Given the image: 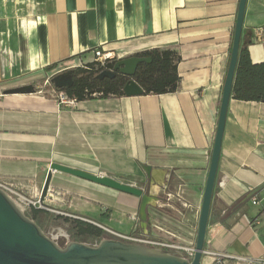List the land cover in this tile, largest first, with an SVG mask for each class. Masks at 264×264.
Returning a JSON list of instances; mask_svg holds the SVG:
<instances>
[{"label": "crops", "instance_id": "0c3cea01", "mask_svg": "<svg viewBox=\"0 0 264 264\" xmlns=\"http://www.w3.org/2000/svg\"><path fill=\"white\" fill-rule=\"evenodd\" d=\"M237 6L238 0H0V181L31 194L57 163L140 189L142 183L155 197L145 231L136 197L58 172L49 187L73 216L194 248ZM246 43L250 62L264 63V0L246 1ZM97 48L119 58L173 50L177 89L84 100L66 95L75 100L71 106L42 92L37 81L47 66L56 65L47 80L87 69ZM57 180L114 202L87 198ZM263 183L264 103L236 100L231 92L200 264H213V254L264 257V189L240 204Z\"/></svg>", "mask_w": 264, "mask_h": 264}, {"label": "water", "instance_id": "95a60500", "mask_svg": "<svg viewBox=\"0 0 264 264\" xmlns=\"http://www.w3.org/2000/svg\"><path fill=\"white\" fill-rule=\"evenodd\" d=\"M246 1L238 0L231 52L220 97L216 130L210 152L209 170L202 196L192 258L188 259L183 254L170 250L126 244L112 239L101 241L97 247H89L79 242H70L65 247L60 248L44 235L38 226L28 219L0 190V264H200L204 254L203 247L209 209L228 104L231 98L233 79L241 46ZM150 62L151 59L146 57L129 56L121 58L114 63L112 68L101 70L96 75V78L103 80L122 76L126 79L122 89L124 95L126 97L141 96L143 91L133 78L139 65L149 64ZM49 81L56 90H69L74 84L72 70H65L56 74ZM145 170L146 172H151L149 167H146ZM56 172L138 198L140 200L139 217L141 228L144 231L146 230V209L155 200V197L150 192L146 194L143 189L125 184L106 175H95L53 163L50 165L45 177L41 200L47 193L52 173ZM263 189L264 183L251 190L240 204L247 202ZM85 222L95 225L89 221Z\"/></svg>", "mask_w": 264, "mask_h": 264}, {"label": "trees", "instance_id": "16d2710c", "mask_svg": "<svg viewBox=\"0 0 264 264\" xmlns=\"http://www.w3.org/2000/svg\"><path fill=\"white\" fill-rule=\"evenodd\" d=\"M247 43L240 46L237 66L234 74L232 95L236 100L256 101L264 103V63L252 64L249 60ZM140 55L150 58L149 64L139 65L133 78L136 84L142 89V95H159L172 93L177 89L180 78L176 72L177 54L169 48H155ZM111 65H108V68ZM56 65L47 66L45 73L54 71ZM102 68L92 63L87 69H79L74 72V84L69 90H61L68 97H74L77 100L91 98L93 94H100L105 98L108 95L125 96L122 89L126 82L122 76L115 79L96 78ZM54 89V88H53ZM55 91H60L56 90ZM37 214L36 210L33 211ZM66 221H69L66 219ZM79 234L103 233L99 228L80 221L74 220Z\"/></svg>", "mask_w": 264, "mask_h": 264}, {"label": "rangeland", "instance_id": "374dc122", "mask_svg": "<svg viewBox=\"0 0 264 264\" xmlns=\"http://www.w3.org/2000/svg\"><path fill=\"white\" fill-rule=\"evenodd\" d=\"M116 55H115V57H117ZM47 75L45 73H43L42 79L40 81H37V83L39 82L40 86L42 87L41 88L42 92H45L46 95H48V96L52 95L55 98V91H54L53 86L51 85L50 81L46 79ZM59 176H62L63 178H67L70 180H74L71 177H68L66 175H59ZM45 177H46V175L42 178V180L39 184V187L35 192H33L31 194L30 193L29 194L23 193L25 195V197L27 199H29V201L32 204H34V206L27 207L23 214L28 219L32 220L38 226V228L41 230V232H43L44 235H47L50 237L51 236L56 237L58 235H65V236L69 237V240L71 242H79V243H90L95 239H99V238L107 235L106 232L104 230L100 229L99 227H97V228H99L103 232L101 234H94V233L79 234V229L76 227V224L73 221L74 220H80L83 222H85V221L82 220L77 215L75 216L76 218H71V217L66 216V215H72L73 213H71L67 210L66 205H62V203L54 201V198L56 197V194H55V191H57L56 189L49 187L45 197L43 198V200H41L42 188H43V184L45 181ZM3 182H8V181H3ZM78 182H81V181H78ZM54 184H56V185L62 184L64 187H66L68 189H70L71 187H74V190H76L82 196H85L87 198H93V199L96 198L97 199L98 197H101L102 200H105L108 203L112 204L114 202L113 198H111L107 195H105V196L100 195L99 196V194H97L94 191H92L91 189H88L85 187L73 186L70 183L67 184V183H65V181H60V180L55 181ZM82 184H86V183H82ZM137 184L140 185L141 187H143L142 189L145 191L146 194L148 193L146 185L139 183V182H137ZM89 186H93V185H89ZM66 198H67V196H66ZM79 200H83V199L80 198ZM122 202L124 205L129 206L132 204V199H130L129 197H123ZM34 210H36L37 214L33 213ZM100 212L102 214L103 211H100ZM106 212H108V210ZM82 215L89 217V218H92V219H95V220H98L100 218L99 213L98 214L84 213ZM126 217L128 218L129 216L127 215ZM66 219H68L69 221H66ZM93 226H95V225H93ZM110 226H111V224H110ZM111 227H113V226H111ZM113 228L117 229L119 231H122L123 232L122 234H129L130 230H131L128 228V226L127 227L123 226V227L117 228V226L114 225Z\"/></svg>", "mask_w": 264, "mask_h": 264}, {"label": "built area", "instance_id": "2783aa9c", "mask_svg": "<svg viewBox=\"0 0 264 264\" xmlns=\"http://www.w3.org/2000/svg\"><path fill=\"white\" fill-rule=\"evenodd\" d=\"M94 62L98 64L102 70L107 69V66L111 64L114 60L120 59L115 57L113 52L103 51L101 48L94 49L92 51ZM55 99L60 104L71 106L75 103V100L69 99L66 94L62 91H55ZM0 190L5 193V195L17 206L18 209L24 213L26 208L29 206H34L29 199L25 197L22 189L14 182H3L0 181ZM256 203V202H255ZM67 217L76 218L75 216L66 215ZM83 220V219H82ZM135 220V217H132ZM86 221V220H84ZM94 224V223H93ZM254 225H258L257 221L253 222ZM96 225V224H95ZM98 226V225H96ZM106 232V236L99 239H95L90 243H83L89 247H97L99 243L103 240H117L126 244H134L141 246H148L159 249H169L170 251L184 252L185 257L191 259L194 253V248H183L176 245H170L160 240H150L146 239L140 234H137L136 227H134L129 234H122L115 232L113 230L103 228L98 226ZM47 236V235H46ZM51 241H53L58 247L63 248L71 241L68 236L58 235L56 237L47 236ZM213 264H264V257L254 258V257H235L226 254H213Z\"/></svg>", "mask_w": 264, "mask_h": 264}, {"label": "flooded vegetation", "instance_id": "af4514ba", "mask_svg": "<svg viewBox=\"0 0 264 264\" xmlns=\"http://www.w3.org/2000/svg\"><path fill=\"white\" fill-rule=\"evenodd\" d=\"M136 56H138V57H145V56H142V55H140V54H139V55H136ZM120 59H121V58H120ZM116 61H117V60H114L111 64H109V65H111V68H112V66L114 65V63H115ZM74 72H75V71L72 70V76H73V79H74V76H75V75H74ZM125 80H126V79H125Z\"/></svg>", "mask_w": 264, "mask_h": 264}, {"label": "bare ground", "instance_id": "6f19581e", "mask_svg": "<svg viewBox=\"0 0 264 264\" xmlns=\"http://www.w3.org/2000/svg\"><path fill=\"white\" fill-rule=\"evenodd\" d=\"M21 211V209H19Z\"/></svg>", "mask_w": 264, "mask_h": 264}]
</instances>
